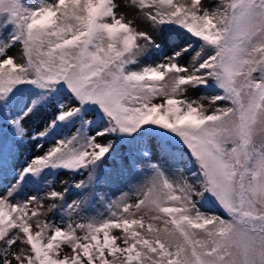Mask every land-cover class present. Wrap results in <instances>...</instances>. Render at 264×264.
<instances>
[{"label":"snow or ice","instance_id":"obj_1","mask_svg":"<svg viewBox=\"0 0 264 264\" xmlns=\"http://www.w3.org/2000/svg\"><path fill=\"white\" fill-rule=\"evenodd\" d=\"M0 264H264V0H0Z\"/></svg>","mask_w":264,"mask_h":264},{"label":"bare ground","instance_id":"obj_2","mask_svg":"<svg viewBox=\"0 0 264 264\" xmlns=\"http://www.w3.org/2000/svg\"><path fill=\"white\" fill-rule=\"evenodd\" d=\"M129 16H130V13H129ZM142 29H146L147 27H146V25H143V24H141V25H139Z\"/></svg>","mask_w":264,"mask_h":264},{"label":"rangeland","instance_id":"obj_3","mask_svg":"<svg viewBox=\"0 0 264 264\" xmlns=\"http://www.w3.org/2000/svg\"><path fill=\"white\" fill-rule=\"evenodd\" d=\"M132 13H130V16H129V18H132ZM143 25H146V24H143ZM146 27H147V25H146ZM63 178V177H62ZM57 187H59V183L57 184Z\"/></svg>","mask_w":264,"mask_h":264}]
</instances>
